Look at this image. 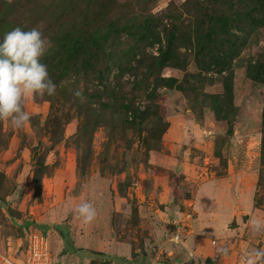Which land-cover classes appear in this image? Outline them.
<instances>
[{"label":"rangeland","instance_id":"rangeland-1","mask_svg":"<svg viewBox=\"0 0 264 264\" xmlns=\"http://www.w3.org/2000/svg\"><path fill=\"white\" fill-rule=\"evenodd\" d=\"M258 3L254 21L219 29L220 16ZM38 25L53 43L46 65L59 33L114 34L102 52L88 44L82 76L25 100L22 129L0 121V248L11 253L37 232L56 264H244L249 249L264 247L250 227L264 219V85L255 79L264 0H0V39ZM210 30L215 45L204 48ZM170 34L160 68L153 58ZM79 91L96 111L126 100L136 123L111 118L109 107L107 123L80 130L88 101ZM83 201L97 209L91 223L71 211Z\"/></svg>","mask_w":264,"mask_h":264},{"label":"clouds","instance_id":"clouds-1","mask_svg":"<svg viewBox=\"0 0 264 264\" xmlns=\"http://www.w3.org/2000/svg\"><path fill=\"white\" fill-rule=\"evenodd\" d=\"M52 47L43 25L29 30L17 26L0 39V121H6L12 129L20 130L31 120L24 108L27 98L57 94V84L47 65L41 62ZM71 211L84 223H91L97 216L96 207L88 201L79 203ZM250 227L254 234H264V219L254 217ZM219 251L227 254L226 248ZM244 264H264V247L249 249Z\"/></svg>","mask_w":264,"mask_h":264},{"label":"trees","instance_id":"trees-1","mask_svg":"<svg viewBox=\"0 0 264 264\" xmlns=\"http://www.w3.org/2000/svg\"><path fill=\"white\" fill-rule=\"evenodd\" d=\"M259 9H262L261 3H258L256 8L250 13L242 14V12L239 10L238 14H235V15L228 13V14H224L220 16L216 22L217 24L220 25L219 29L223 31L224 29L229 28L230 24H233V25L239 24V23L245 24V21L247 19L249 20L252 19L254 21V18H251V17L254 13L258 12ZM258 22L259 21L255 19V23H258ZM214 33L215 31L210 30L208 35H205L203 45H202L204 46V48L205 47L211 48L213 45H215V42H213ZM112 34H114V32L112 33L111 31H107V30L104 31L103 33L96 34L95 37L89 36L88 34L83 33V32L75 33L73 31L72 32L66 31V32H63V34L59 33L58 36H56V38L54 39L56 41L55 43L58 46V50L54 57L56 58V61L54 62L55 64L46 62L51 78H55V83L60 84V82L62 83L64 81H68V79H71L70 76L72 74H77V75L82 76V74L85 73L86 71L85 69H83V67L87 66L85 64H86L87 59L89 58V56L85 57L87 53L86 48L88 44L91 43L92 45H94V47L98 48V51L102 52L103 48L105 47L104 43L107 41V39L110 38ZM175 37H176L175 34H170L168 38L166 39L167 46L165 50L160 54L159 57L153 58L156 61V64L158 67L160 68L166 67L165 66L166 61L171 58L170 55L172 54V46L176 39ZM204 48H202L201 51H203ZM74 59H76L75 60L76 68L74 67L75 66V63L73 62ZM257 69H258V72H257L255 79L260 84L264 85V64L260 63ZM61 88H62V85H61ZM86 91L85 92L79 91V95L77 96V99H85V101L90 100L89 95L86 94ZM228 92H231V91L228 89ZM92 96H95V95H92ZM111 100H112V104H111V101H109L108 104H100V109H101L100 111H96L97 109L91 108L93 103L91 101H88L87 102V112L84 114V116L86 117L83 118L84 120H82V123L80 125V130L81 128H84L85 131L89 130V132H93L94 129L96 130L97 127H101L103 124L107 123L106 122L107 116L105 115V112L109 107H113L117 111L115 114L110 115L111 118L120 119L125 124H128L129 120L132 121L130 123L132 125L136 123L137 119L133 118L135 117L133 116L135 112H133L132 114L133 117L129 116L128 114L131 111V105H130L131 103H128L126 100L119 99L115 96ZM217 104L221 105L222 103L218 102ZM230 105L231 104L229 102V106ZM93 116L95 117V120L94 119L90 120L89 117H93ZM261 116H262L261 118V123H262L261 155L264 156V108H263ZM146 117L147 116L145 115V118L143 120L139 119L140 123H142L146 119ZM220 121H227V119L220 118ZM232 123H235V121L231 122L228 126L229 127L228 132H227L228 136L233 135ZM82 124H84V126ZM88 125H91V126L88 127ZM261 204H263V202L260 203L259 201L256 200L255 208L258 209L259 206H261Z\"/></svg>","mask_w":264,"mask_h":264},{"label":"built area","instance_id":"built-area-1","mask_svg":"<svg viewBox=\"0 0 264 264\" xmlns=\"http://www.w3.org/2000/svg\"><path fill=\"white\" fill-rule=\"evenodd\" d=\"M171 240L178 244L180 235L173 234ZM10 252L0 248V264H56L51 242L41 233H28Z\"/></svg>","mask_w":264,"mask_h":264}]
</instances>
